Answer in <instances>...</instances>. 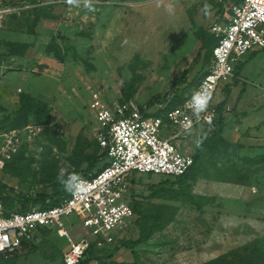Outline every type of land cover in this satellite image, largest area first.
Masks as SVG:
<instances>
[{
    "label": "rangeland",
    "instance_id": "obj_1",
    "mask_svg": "<svg viewBox=\"0 0 264 264\" xmlns=\"http://www.w3.org/2000/svg\"><path fill=\"white\" fill-rule=\"evenodd\" d=\"M231 2L92 0L93 11L66 0H0V132L16 130L18 139L14 159L0 164V195L7 211L19 210L23 197L44 195L48 202L65 191L57 180L61 172L66 178L71 170L91 172L110 163L103 158L88 109L92 92L111 105L149 107L158 101L151 111L163 109L174 94L190 96L192 83L210 65L215 41L210 37L202 48L203 38ZM35 7L46 8L52 17L34 29ZM253 57L263 66L252 64L241 77L234 73L216 92L213 107L222 105L235 85L258 93L255 107L264 108V51ZM186 70V81L172 87ZM209 131L191 133V150ZM189 176L182 183L162 175L134 177L130 200L138 201L145 214H137L111 243L92 247L97 240L77 215L65 219L69 237L43 230L10 262L65 264L70 244L88 239L91 251L109 263L120 258L114 257L117 252L109 257L115 245L137 239L143 229L147 240L134 249L122 247L120 259L133 264H206L211 259L215 264H264V144L207 138ZM192 181L199 182L194 186Z\"/></svg>",
    "mask_w": 264,
    "mask_h": 264
},
{
    "label": "built area",
    "instance_id": "obj_2",
    "mask_svg": "<svg viewBox=\"0 0 264 264\" xmlns=\"http://www.w3.org/2000/svg\"><path fill=\"white\" fill-rule=\"evenodd\" d=\"M209 31L218 42L211 66L202 74L195 91L204 87L211 94L207 108L197 116L193 95L160 116L151 114L158 109L144 112L138 105H111L99 92H92L88 109L110 163L89 176L69 171L67 177L78 175L87 182L86 188L81 193L69 192L55 206L7 211L0 201V264H10L6 260L29 246L41 229L69 237L65 219L77 215L81 216L83 229L94 235L98 244L111 243L136 217L129 195L134 177L152 174L174 180L190 169L194 151L188 145L189 136L214 121L215 93L233 78L236 64L247 54L264 50V0L231 2L228 12L211 23ZM17 149L16 130L0 134L1 165ZM89 244L88 239L72 242L64 252V263L80 264Z\"/></svg>",
    "mask_w": 264,
    "mask_h": 264
},
{
    "label": "trees",
    "instance_id": "obj_3",
    "mask_svg": "<svg viewBox=\"0 0 264 264\" xmlns=\"http://www.w3.org/2000/svg\"><path fill=\"white\" fill-rule=\"evenodd\" d=\"M231 1V0H229ZM241 0H232V3H238L240 2ZM50 11L46 10V8H42V7H35L34 10H33V16H34V20L32 22V26L35 27L38 25V23L44 19V18H50L52 17V15L49 13ZM212 37L214 39V44L211 46L210 50H209V53H210V58H209V64L211 62V58H212V54H213V48L214 46L217 44L218 42V39L212 34V33H209L206 35L205 38H203V46L202 48H206L207 47V40ZM264 51V50H263ZM242 62L240 61L238 64H236L235 66V71L234 73H240L241 69H242ZM187 70L186 71H183L181 74L177 75L175 78H174V81L172 82V87L173 86H176L178 84H181V83H184L186 81V78H187ZM206 71H204L203 73H205ZM202 73V74H203ZM200 75V77H198L196 79V81L194 83H192V86L194 85V88L192 89V92H191V95L190 96H187V97H191L194 95L197 87H198V84L200 82V79L203 75ZM187 97H180V95L178 94H174V96L169 100V102L166 104L165 108L163 109H159L157 110L156 112L154 113H151L153 115H160V116H163L165 115L166 111L168 110H171L179 105H181ZM227 99H225L223 102H222V105H220L218 108H215L216 109V117L214 119V121L210 124V125H203L199 128V130L207 127V128H210V131L208 133L207 136L205 137H199V139L197 140V143L199 141H202V143H200L199 147L197 146L196 147V151L193 152V157H194V163L193 165L190 167V169L182 176L172 180L171 178L169 177H163L164 179L166 180H172L173 182L175 183H182L184 180H190L192 179V177L189 176V172L193 169V167L195 166V163H196V160L197 158L199 157V155L201 154V146L203 144V142L207 139V138H215V137H219L221 139H223L224 141L226 142H229L227 141L223 136H222V128L225 124V112H224V104L226 102ZM157 102H150L148 105H150L149 107H141V109L146 112L148 110V108L152 107V105H155ZM150 115V114H148ZM2 132H0L1 134ZM99 146L101 147L100 143L98 142ZM102 148V147H101ZM103 149V148H102ZM103 154H104V159L107 158V152L105 151V149H103ZM15 157V154H13V156L11 157V159L8 160L11 161L13 160ZM103 159V160H104ZM100 169L96 170V171H99ZM74 171H77L85 176H89V171H82V170H77L75 169ZM94 173V172H92ZM149 176H153L152 174H150ZM66 178H67V175H66ZM134 181V180H133ZM2 182L0 181V184ZM193 183V181H192ZM69 195V191L65 190L63 192H58L54 197L53 199H49V201L47 202L48 200V197L47 196H44V195H40L39 197H23L21 199H19V210H16V211H20V212H25V211H28L30 210L31 208L35 207V206H38L40 208H48V207H51V206H55L59 203H61L67 196ZM0 201L3 202L6 210L8 208V206L6 205V200L4 197H1L0 195ZM131 201V204L133 206V209L136 213V216L137 214H140V215H144L145 212L144 210L141 208L140 204L138 201H135L134 199L130 200ZM31 202V205H28L29 203ZM14 211V210H13ZM43 230H51V229H41V231ZM147 240V236L145 235L143 229L141 230L140 232V236L137 238V239H134V240H124V241H120L118 243V245L114 247L113 251L109 254V257H113L114 254L116 252H118L122 247H125L127 249H134L135 247H137L138 245L142 244L143 242H145ZM91 244L92 247L96 244H98V241H93ZM90 244V246H91ZM88 247L85 251V254H84V257L83 259L81 260L80 264H89L91 261L93 260H96L98 261L100 264H114L115 262L114 261H110L109 263H105L102 261L101 257L98 256V255H95L92 251H91V247ZM224 254H227V253H224ZM223 254V255H224ZM221 256V255H220ZM218 256V257H220ZM221 258V257H220ZM10 259H7L6 262L10 263V264H13L10 262ZM216 259V258H215ZM217 260H214V259H211L209 261L206 262V264H215Z\"/></svg>",
    "mask_w": 264,
    "mask_h": 264
},
{
    "label": "crops",
    "instance_id": "obj_4",
    "mask_svg": "<svg viewBox=\"0 0 264 264\" xmlns=\"http://www.w3.org/2000/svg\"><path fill=\"white\" fill-rule=\"evenodd\" d=\"M258 51L263 50L250 52L249 58L246 56L241 60L243 65L242 69L240 73H235V76L241 77L242 74H244L247 71L248 67L252 64L253 66H263L262 60L259 57H253L250 59L253 53ZM210 66L211 62L210 65L205 69V71H207ZM231 88V92L224 104V112L226 118L225 124L222 128V136L232 143L241 142L245 145L264 144V133H262V131L264 132V129H260L261 132L258 131V126H264V108L261 107L262 110H258V108L255 107V105L258 104L256 100V98H258V93L249 92L248 90H237V87L235 85H233ZM248 98L254 99L249 101ZM235 114L237 115L236 117L234 116ZM92 172L95 171H91L89 173ZM198 182L199 181H194L193 185L195 186ZM122 255L123 250H119L114 257L121 258ZM120 258H117L118 260L116 259V261H114V264L134 263L133 261L123 260Z\"/></svg>",
    "mask_w": 264,
    "mask_h": 264
},
{
    "label": "clouds",
    "instance_id": "obj_5",
    "mask_svg": "<svg viewBox=\"0 0 264 264\" xmlns=\"http://www.w3.org/2000/svg\"><path fill=\"white\" fill-rule=\"evenodd\" d=\"M66 3L70 6L79 7L83 4L84 7L89 8L90 10H95L92 8V0H66ZM211 100V94L207 91L206 88L202 87L196 93H194V102L196 105V115L198 116L199 113L205 110L208 106V103ZM202 141L197 143L199 147ZM57 180L64 185L67 191L72 193H81L85 190L87 182L84 181L78 175H72L65 178L63 172L59 173L57 176Z\"/></svg>",
    "mask_w": 264,
    "mask_h": 264
}]
</instances>
